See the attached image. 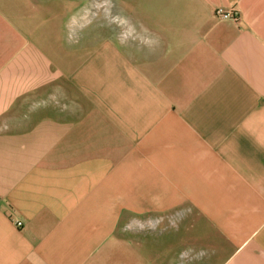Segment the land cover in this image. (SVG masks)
Returning <instances> with one entry per match:
<instances>
[{
    "label": "crops",
    "instance_id": "1",
    "mask_svg": "<svg viewBox=\"0 0 264 264\" xmlns=\"http://www.w3.org/2000/svg\"><path fill=\"white\" fill-rule=\"evenodd\" d=\"M158 3L157 19L126 6L128 90L102 84L97 103L86 52L59 42L63 1L0 0V264H264V0ZM141 90L154 104L136 111ZM153 134L156 193H88ZM154 217L146 240L124 235Z\"/></svg>",
    "mask_w": 264,
    "mask_h": 264
},
{
    "label": "rangeland",
    "instance_id": "2",
    "mask_svg": "<svg viewBox=\"0 0 264 264\" xmlns=\"http://www.w3.org/2000/svg\"><path fill=\"white\" fill-rule=\"evenodd\" d=\"M64 3V8L68 16V23H64L60 26V43L62 47L64 45H68L70 51L71 50H81L85 51L86 57H88V69L84 71V82H90V78H93L94 84L89 83V87H92L93 93L97 98V103L100 100V86L104 84L105 86H109L112 89H127L126 88V74L124 69V56L125 50L128 47L127 45L134 38V27L129 24V15L126 13V6L129 8H134L135 13L133 16L138 14L137 17L141 19V12L148 11L151 14V17L157 19L158 14L161 13V8L159 7L158 0H62ZM149 2V3H147ZM128 24V25H127ZM119 51L117 55V62L112 59L111 55H104V52H108L109 49H115ZM143 46L141 44H134L132 50L138 56L142 54ZM137 58V57H136ZM139 58V57H138ZM136 62L140 63V60L137 59ZM134 80H136L134 78ZM69 86L65 88L67 93L65 94L69 100H72V97H76V93L74 91L75 88L72 87V82L74 79L69 80ZM76 86V85H75ZM128 90V89H127ZM144 90V89H143ZM141 90L139 93L133 92L128 94L133 97V100L137 102L145 101L146 103H137L136 111H139L142 105H151L154 104L152 97L155 94L148 93L147 90ZM64 96V95H63ZM88 96V95H86ZM65 97V96H64ZM113 101H115V97L113 96ZM149 99V100H148ZM130 105V104H129ZM73 105L71 104V107ZM80 106V104H79ZM70 107V108H71ZM102 115H105V111L102 110ZM123 127L126 129L129 126H125V122H123ZM154 135V134H153ZM134 139V138H133ZM132 139V140H133ZM169 145L172 141V138L165 139ZM150 141L153 143H148L145 139H140L135 142L132 141V152L125 157L115 156L113 155V165L111 167L110 174L100 180L96 188L91 189L89 194H96L101 196H106L107 191H116V193L120 195H134L135 197L144 196L145 199H149L152 193L157 192L158 181L155 172V167L157 166L156 162H149L148 154L143 153L142 150H146L147 147L151 146L156 148V136L154 135ZM165 141V142H166ZM131 144V143H130ZM166 145V144H165ZM100 147V146H99ZM150 147V148H151ZM98 148V146L96 147ZM153 150V149H152ZM93 149H87L84 153L86 154V160L88 162V166H84L83 160L78 162L75 167L79 174V181L81 187L86 185L88 182L93 181L89 176H93L92 170H94L93 166ZM117 157V158H116ZM156 157V155H155ZM76 163V162H75ZM123 163L127 166H123ZM142 169V171H141ZM148 169V172L154 176L155 180L147 181L145 178H142V173ZM84 176L86 178H84ZM117 176V181L115 177ZM88 177V178H87ZM148 182V183H147ZM162 183V182H161ZM169 184V183H167ZM118 186L126 189L127 191H121L118 189ZM149 186V187H148ZM117 189L115 190V188ZM156 187V190H155ZM172 187L171 185L167 186V188ZM151 191H150V189ZM161 189V188H160ZM149 190V191H148ZM154 191V192H152ZM133 212V211H132ZM174 213V212H173ZM170 214V213H168ZM138 217H140L138 215ZM128 219V218H125ZM152 219L149 224H154L157 221V217L150 218ZM167 220V219H166ZM140 225H144L145 222L139 223ZM159 225V221H157L154 227L146 229V230H132L130 228L125 227L124 233L125 236L129 238L130 241L139 242L142 240H146L147 236L153 232V230H157L156 226ZM131 226V225H129ZM143 227V226H142ZM136 228V227H135ZM138 228V227H137ZM141 229V228H139ZM149 237V236H148Z\"/></svg>",
    "mask_w": 264,
    "mask_h": 264
},
{
    "label": "built area",
    "instance_id": "3",
    "mask_svg": "<svg viewBox=\"0 0 264 264\" xmlns=\"http://www.w3.org/2000/svg\"><path fill=\"white\" fill-rule=\"evenodd\" d=\"M217 13L221 14L222 16H232V13L231 12H223L222 10H217ZM17 224H20L19 221L16 222Z\"/></svg>",
    "mask_w": 264,
    "mask_h": 264
}]
</instances>
